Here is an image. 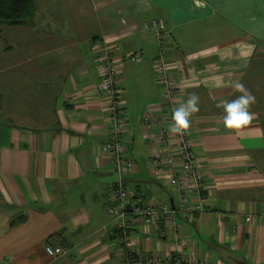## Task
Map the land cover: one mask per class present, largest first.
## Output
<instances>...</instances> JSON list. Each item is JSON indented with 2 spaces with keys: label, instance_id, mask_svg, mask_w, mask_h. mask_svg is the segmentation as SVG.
<instances>
[{
  "label": "crops",
  "instance_id": "0c3cea01",
  "mask_svg": "<svg viewBox=\"0 0 264 264\" xmlns=\"http://www.w3.org/2000/svg\"><path fill=\"white\" fill-rule=\"evenodd\" d=\"M33 1L26 23L0 26V264H264V0ZM160 18L175 45L173 100L200 97L188 129L199 190L184 184L179 161L173 186L170 166L154 160L179 140L167 131L161 49L146 28ZM104 54L118 68L120 138L136 164L124 181L174 210L170 222L134 216L129 232L116 228ZM235 80L255 95V115L227 130L222 104L240 95ZM47 245L67 252L51 256Z\"/></svg>",
  "mask_w": 264,
  "mask_h": 264
},
{
  "label": "built area",
  "instance_id": "2783aa9c",
  "mask_svg": "<svg viewBox=\"0 0 264 264\" xmlns=\"http://www.w3.org/2000/svg\"><path fill=\"white\" fill-rule=\"evenodd\" d=\"M146 28L154 31L159 41L161 52L155 60V74L165 87L163 97L168 102L167 109L171 118L172 108L178 107L179 104L173 100L172 96L176 84L171 74L170 62L167 55L169 50L175 47V45L170 39V32L166 28L163 19H153L151 22L146 23ZM105 46L106 45H103L102 47L105 48ZM112 47L115 50L121 49V45L118 43L113 44ZM131 58L135 60L136 56L133 55ZM99 59L102 73L100 89L109 97V115L112 133L114 135L112 139L106 141L105 149L111 154L114 170L119 176V181L113 191V198L118 199L121 205L119 207H110V211L115 214L116 228L124 231L123 233L129 232L128 220L133 219L134 216H141L143 220L148 223L159 221L160 219H165V221L170 222L175 216L174 210L170 209L165 204H150L146 198L140 195L135 189H132V187L127 185L124 181V177L134 170L136 164L129 154V145L120 138L126 122L122 114V103L119 97L120 93L116 87L118 68L116 62H114L108 54L101 55ZM177 136L179 140L174 152H170L167 156H163L162 153L157 152L154 155V160L157 163L164 162L170 166V182L173 186H178L181 181L174 168L179 161L181 170L186 177L184 184H186V181L189 183L191 181L193 185L192 188L199 190L204 187L203 173L198 166L196 155L192 148L190 133L187 130L184 135ZM133 197H136L134 204L131 203V198ZM131 204L133 206H130ZM174 226L175 223L173 222V227ZM106 232L107 229L104 227L101 233L104 234ZM179 244L180 249L178 253H180L179 261H181L184 257L181 253L186 247L187 240L180 239ZM46 250L51 256H58L67 252V249L60 245H47ZM135 252V248L130 246L127 249V256L132 258ZM149 262H151V259ZM146 264L149 263L147 262Z\"/></svg>",
  "mask_w": 264,
  "mask_h": 264
},
{
  "label": "clouds",
  "instance_id": "9594fccd",
  "mask_svg": "<svg viewBox=\"0 0 264 264\" xmlns=\"http://www.w3.org/2000/svg\"><path fill=\"white\" fill-rule=\"evenodd\" d=\"M232 87L240 95L230 101H224L222 104L221 123L227 130L238 129L250 123L255 115L251 111L252 106L256 103L255 95L239 80L232 81ZM199 103V95L192 92L178 107L172 108L168 133L184 135L191 126V118L200 111Z\"/></svg>",
  "mask_w": 264,
  "mask_h": 264
},
{
  "label": "trees",
  "instance_id": "16d2710c",
  "mask_svg": "<svg viewBox=\"0 0 264 264\" xmlns=\"http://www.w3.org/2000/svg\"><path fill=\"white\" fill-rule=\"evenodd\" d=\"M33 13V0H0V26L24 24Z\"/></svg>",
  "mask_w": 264,
  "mask_h": 264
},
{
  "label": "water",
  "instance_id": "95a60500",
  "mask_svg": "<svg viewBox=\"0 0 264 264\" xmlns=\"http://www.w3.org/2000/svg\"><path fill=\"white\" fill-rule=\"evenodd\" d=\"M237 264H239V262H236Z\"/></svg>",
  "mask_w": 264,
  "mask_h": 264
}]
</instances>
